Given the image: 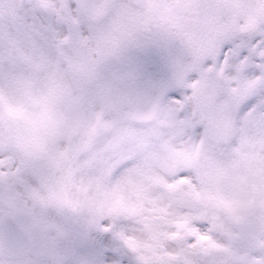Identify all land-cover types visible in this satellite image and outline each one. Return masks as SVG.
Here are the masks:
<instances>
[{
	"label": "snow or ice",
	"instance_id": "1",
	"mask_svg": "<svg viewBox=\"0 0 264 264\" xmlns=\"http://www.w3.org/2000/svg\"><path fill=\"white\" fill-rule=\"evenodd\" d=\"M0 264H264V0H0Z\"/></svg>",
	"mask_w": 264,
	"mask_h": 264
}]
</instances>
